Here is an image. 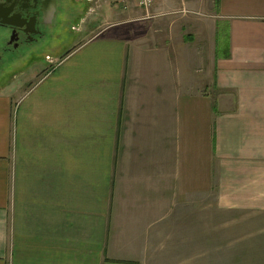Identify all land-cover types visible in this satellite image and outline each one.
<instances>
[{
    "label": "crops",
    "instance_id": "0c3cea01",
    "mask_svg": "<svg viewBox=\"0 0 264 264\" xmlns=\"http://www.w3.org/2000/svg\"><path fill=\"white\" fill-rule=\"evenodd\" d=\"M119 7L0 85V264H264V0Z\"/></svg>",
    "mask_w": 264,
    "mask_h": 264
},
{
    "label": "flooded vegetation",
    "instance_id": "af4514ba",
    "mask_svg": "<svg viewBox=\"0 0 264 264\" xmlns=\"http://www.w3.org/2000/svg\"><path fill=\"white\" fill-rule=\"evenodd\" d=\"M66 2L0 0V85L12 80L15 64L24 62L22 68L46 52H57ZM50 64L55 65L54 60Z\"/></svg>",
    "mask_w": 264,
    "mask_h": 264
},
{
    "label": "rangeland",
    "instance_id": "374dc122",
    "mask_svg": "<svg viewBox=\"0 0 264 264\" xmlns=\"http://www.w3.org/2000/svg\"><path fill=\"white\" fill-rule=\"evenodd\" d=\"M120 1L121 0H67L64 5L63 24L57 50V52H59L58 54L68 55L73 52L81 44L95 35V29L103 26L108 20L111 21L115 19V11L121 8L119 7ZM134 7L135 10H139L136 5H134ZM58 54L46 52L42 57L38 58L43 61H45V58L53 60L52 56ZM221 54H223V50H221ZM39 59L36 60L40 63L41 61H39ZM54 62L56 65L58 60H54ZM23 64L24 62L14 65L12 73L16 74V78H14L15 82L21 81L20 71L21 65ZM51 65L54 66V64H50V61H48L47 64L44 62L39 64L42 68L45 66L51 67Z\"/></svg>",
    "mask_w": 264,
    "mask_h": 264
},
{
    "label": "built area",
    "instance_id": "2783aa9c",
    "mask_svg": "<svg viewBox=\"0 0 264 264\" xmlns=\"http://www.w3.org/2000/svg\"><path fill=\"white\" fill-rule=\"evenodd\" d=\"M137 1H138V6L146 11L151 10L154 4L156 3V0H137Z\"/></svg>",
    "mask_w": 264,
    "mask_h": 264
}]
</instances>
